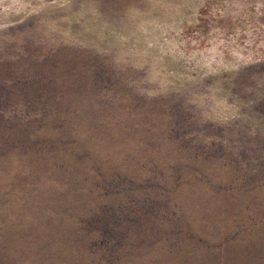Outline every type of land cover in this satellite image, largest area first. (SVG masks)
<instances>
[{"label":"rangeland","instance_id":"rangeland-1","mask_svg":"<svg viewBox=\"0 0 264 264\" xmlns=\"http://www.w3.org/2000/svg\"><path fill=\"white\" fill-rule=\"evenodd\" d=\"M0 264H264V0H0Z\"/></svg>","mask_w":264,"mask_h":264}]
</instances>
